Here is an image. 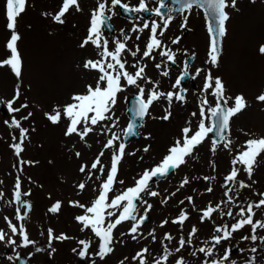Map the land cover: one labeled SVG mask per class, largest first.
Returning a JSON list of instances; mask_svg holds the SVG:
<instances>
[{"label": "snow or ice", "instance_id": "1", "mask_svg": "<svg viewBox=\"0 0 264 264\" xmlns=\"http://www.w3.org/2000/svg\"><path fill=\"white\" fill-rule=\"evenodd\" d=\"M237 0H171V6L165 0H137L132 4L130 0H96V6L89 15V26L87 34L82 39L79 47L84 49L93 47L97 52V59H87L83 62V68L96 73L94 84H87L81 93L73 94L71 101L64 105L54 106L50 111L43 112V117L53 126L64 127L63 135L67 138L73 136L78 138L80 143L88 145L91 135H106L108 138L102 143L98 153L90 162L78 165V172L87 177L86 181H77L75 189L77 193H83L91 189L93 198L88 203H81L80 200H68L69 207L82 210V214L73 217L74 222L79 226L78 231L85 234L86 238H77L66 233L57 234L52 227L40 233L46 236L47 254L51 258L56 252L53 246L55 242L63 243L68 240H76L78 247H73L72 252L84 262V264H96L97 257L103 261L114 252L117 243H126L124 237H130L133 242L139 243L141 240H148L151 243L157 242L156 228H152L145 233L142 231L145 222L149 219L148 214L153 209V204L148 198L160 197L161 193L153 189L154 183H159L160 179H165L170 173L175 172L188 163L195 156L196 149L210 140L209 151L216 153L219 147L233 153L230 160V168L223 176L219 187L223 190L221 199L218 202L209 201L203 207H198L194 196L188 195L178 201L179 205L187 202L191 206L190 210L180 207L178 215L169 219H162L157 225L163 229L169 223L179 228L177 236L170 232H164L159 239L161 251L158 256L153 255L147 245L142 246L130 258L125 256L119 264H188L185 259V252L189 249L190 255L195 258L196 264H236L231 260L232 246L224 248L222 255H217L219 248L225 242L234 239V234L241 232L246 227L250 228V234L242 235L241 242L250 241L252 245L257 242L264 246V235H259V230H264V219H255L257 209L264 211V192H254L258 197L256 201L245 203L241 199L242 190H252L257 182L253 179L255 167L258 165V157L264 154V136L255 138L250 133H244L251 138L246 139L241 146L233 144L230 138V121L233 117L247 108V102L242 95L229 97L226 95L225 85L218 76H213L211 69L218 67L221 55V40L226 35V22L230 19L228 9H235ZM27 0H4L3 12L6 18V28L10 33L4 48L5 55L0 58V68L7 67L17 79L14 87V94L11 98L0 97V105L6 107L10 119L4 121L7 128L14 130L9 145L14 154L19 158L23 153L25 141L29 139V128L23 126V122L28 121L33 112L27 111L30 107L27 100L21 101L22 97V59L18 50V41L21 39L18 34V18L26 11ZM117 9L125 14H131L134 21L130 31L119 30V35L109 40L104 34V27L110 31H115L110 21L118 15ZM80 12L82 8L79 0H60L55 12H45L43 15L51 19L55 24H64L67 15L72 11ZM193 10H198L204 15L206 30L209 37V47L206 64L208 71L197 68L195 74L191 76L196 79L203 74V85L201 93L204 98L199 101V112L191 115H198V124L185 126L180 129V135L168 147L167 153L162 159L151 166L144 168L142 172L133 178L130 186L118 188L117 185H124L125 181L119 179L121 162L125 155L134 156L135 152H126L127 144L123 137L137 135L135 131L138 125L135 121H142L150 115V108L158 101H166L168 107L164 115L159 119L168 121L172 115L170 108L174 101L185 102L186 89L180 87L181 81L189 75V65L187 61L176 78L171 88L177 91L164 92L159 90L160 82L154 81L147 74L148 61L155 62L157 57L161 58L159 63H154L156 69L165 70L160 74L167 77V64L176 63L177 51L169 47L165 42L166 33L170 25L177 16L181 18L180 28L187 30L188 20ZM150 13L158 19L144 20L140 15ZM147 31L143 49L139 44L129 47V41L141 39V34ZM180 36L171 38V45H178ZM111 46V47H110ZM260 54L264 55V45L259 48ZM128 57L132 58L130 63ZM129 67L132 69L129 71ZM150 85V87H146ZM128 88H135V103L131 109L133 120L122 129L123 137L113 131L118 126V118L115 117V106L119 95ZM209 97L215 101L211 104ZM127 100L128 98L125 97ZM257 101L264 103V92L257 96ZM231 102V106L230 105ZM18 105V106H17ZM20 115L21 113H25ZM19 116V118H17ZM35 129H31L34 131ZM212 134L216 139H212ZM147 138V137H145ZM144 152L149 148L145 147ZM106 153H110V163L103 162ZM77 159L82 158V153H74ZM143 160V157L140 158ZM36 162L23 161L21 164H33ZM212 171L216 172L215 161L211 162ZM247 176L250 183L240 179L241 174ZM159 178V179H157ZM192 179H202L206 182L205 193L211 194L215 190L213 181L217 180V175H205L203 177H184L175 191L163 196L161 205H167L169 200L176 196L181 189H184L192 182ZM91 182L89 184L88 182ZM3 183V181H0ZM195 191V189L193 190ZM199 194V193H197ZM32 195L31 189L25 191L21 177L17 176L12 187L11 199L7 201L10 205H15L13 219L8 215L3 217L5 227H0V244L11 248L15 256L9 255V261H21L22 257L17 249H27L30 246L35 252H43L46 249L37 246V242L30 238L25 221L29 218L32 210L30 200L24 197ZM5 192L0 190V201H3ZM51 199V195H49ZM3 204H0L2 207ZM63 208V201L56 200L48 208L47 213L58 215ZM190 211L198 213L201 225L211 223V235L200 240L199 229L192 225L185 234L186 222L190 220ZM222 223H217L216 217ZM129 223L127 232H117L119 227ZM89 233L91 234L89 237ZM167 241L168 243H165ZM199 244V246H197ZM258 247L252 246L249 251L253 254L258 252ZM245 250L240 249L243 253ZM203 257L201 259L200 257ZM32 252L28 253L31 259ZM245 264H257L255 255L249 256Z\"/></svg>", "mask_w": 264, "mask_h": 264}, {"label": "rangeland", "instance_id": "2", "mask_svg": "<svg viewBox=\"0 0 264 264\" xmlns=\"http://www.w3.org/2000/svg\"><path fill=\"white\" fill-rule=\"evenodd\" d=\"M59 3L60 0L53 4L46 0H27L26 12L18 18L16 28L20 37L22 36L20 48L26 63L25 34L34 30L35 25L39 26L35 23L33 17L40 20L41 26L38 30L42 31L43 34L52 37L51 34L56 35L59 33L63 41L69 39L71 45L75 48L81 36L85 34L86 27L89 24V13L95 8L96 0H79L84 11L76 12L73 10L70 15L66 16V22L62 25L53 23L50 18L43 15L45 12H55ZM3 4L4 0H0V58L4 57L6 51L3 40L10 36L6 28ZM196 12L199 15L198 10H193L192 14ZM228 12L230 19L226 22V35L222 39L219 64L218 67L212 68L211 72L213 76L222 79L226 95L229 97L242 95L247 102V108L230 121V138L234 145L241 146L246 139L251 138L244 133H250L255 138L264 136V103L258 102L256 99L259 94L264 92V55L259 52V48L264 45V0H237L236 8H230ZM192 14L190 16L191 27L193 28L192 34L184 36L182 39L187 44L190 42L189 39L192 40L190 46H193V52L199 56L203 55L206 43L209 44V37L203 19L197 21ZM79 16L82 20L81 28H78ZM114 26L116 31L111 38L118 36L121 28L124 29V20L114 17ZM77 29L80 30L75 32ZM80 49L81 54L78 53L68 65V70L74 75L72 78H74L75 84H71L70 79H68L71 75L65 76L66 79L63 81L70 83L63 87L62 85L58 86L56 82H52L47 87L44 81L35 80L32 75H29L28 68L26 72H23L22 58L21 101L27 100L30 105L27 111L33 112V116L28 121L23 122V126L29 128L30 132L29 139L25 141V150L19 158L14 154L13 149L9 147L13 143L11 136L14 134V130L7 128L4 124V121L10 119V116L7 110L0 112V181H3V183H0V190L5 192L4 200L0 201V204H3L0 207V227H5L3 220L5 215H8L15 222L13 217L15 205H10L7 201L11 199L13 184L16 177L19 176L22 179L23 189L25 191L31 189L32 192L30 197H24V199L30 200L32 204L29 218L25 221L26 227L30 238L37 242V246L45 249L47 245L46 236H41L40 233L46 231L48 227H52L57 234L63 232L72 237L86 238L84 233L78 231L79 226L73 220L75 215L82 214V210L69 207L68 200H80L81 203H88L93 198L94 194L91 189L78 194L74 187L77 181L87 180L86 176L78 172V165L94 159L102 143L108 138L106 135H99L100 130L97 129L96 134L91 135L88 140V145H85L80 143L75 136L65 137L63 135V125L53 126L43 117V112L50 111L54 106H62L70 102L73 94L81 93L85 90L87 84L95 83L96 73L90 71V74L89 70L84 69L83 62L87 59H96L97 52L93 47ZM244 59L247 60L245 64L243 63ZM148 76L151 77L152 75L148 74ZM16 84L17 79L10 69L7 67L0 68V96L5 99L11 98ZM202 85L203 74L197 76L193 81V88H190V91L185 95V102H173L170 108L172 115L168 121L159 119L168 107L166 101H158L150 108V115L145 117L143 126L139 129V138L125 142L127 144L126 152H135L136 154L134 156L125 155L121 162L119 179L124 180L125 184L122 186L117 185L118 188L130 186L133 183V178L137 177L144 168H150L158 163L167 153L168 147L180 135L181 128L189 125L195 128L199 122L198 115L193 117L191 114L193 112L198 114L199 112V101L204 98V94L201 93ZM146 87H150V85ZM167 89L168 82L161 81L159 90L168 92ZM136 91L135 88H128L119 95L115 106V117L118 118V126L113 131H116L122 137V129L126 127L128 122L125 97L136 94ZM209 100L214 105L215 101L212 97H209ZM229 106H231V102ZM177 108L180 110L175 112ZM24 114L26 112L20 115ZM174 123H177L176 129L167 131V127ZM33 128L35 130L31 131ZM52 142H54V145ZM145 147L149 148L147 153L143 151ZM209 147L210 140L196 149L195 156L186 165L170 173L165 179L159 180V183L153 184V189L159 191L161 196L148 198L149 202L153 204V209L150 212L151 220L144 225L142 231L146 235L149 230L156 228L157 242L151 243L149 238L137 243L126 236L123 238L126 243H117L114 252L103 261L97 257H92L96 260V264H108L107 261L109 260L112 261L110 264H119V261L125 256L130 258L140 247L145 245L149 247L153 255L158 256L161 251L159 239L163 237V233L170 232L173 236H177L179 233V228L171 223L163 229L158 228L159 222L164 218L171 219L177 216L180 207L189 210L191 208L187 202L184 205H179V200L192 195L197 206L203 207L209 201L218 202L221 199L223 190L219 187V183L222 182L223 176L230 168V160L234 152L229 153L219 147L216 153H212L209 151ZM76 151L82 153L81 159L75 157L74 153ZM141 157H143V160L140 159ZM21 160L36 163L21 164ZM212 161L216 163V172L212 171ZM258 161L259 163L253 173V179L257 183L253 185L252 190H242L241 192V199L245 203L258 199L254 192H264V154L258 157ZM62 162L65 164H62ZM103 162L110 163V153H106ZM209 174L217 175V180L212 182L215 186L213 193H205V187L207 186L205 181L192 179V182L172 197L167 205H161V198L175 191L184 177L195 178ZM240 179L250 183L244 173L241 174ZM88 183L91 184L90 181ZM194 189L195 191H193ZM49 195H51V199H49ZM56 200L63 201L61 213L58 215L48 214L47 208ZM256 212L255 219H264V211L257 209ZM190 217V220L186 222L185 234L192 225H196L199 229L200 240L207 239L211 235V223L201 225L196 212L190 211ZM216 221L217 223L223 222L218 216ZM129 226V223H125L119 227L118 239L119 232H127ZM248 234H250V228L248 227L235 233L234 239L225 242L223 247L219 248L217 255H222L224 248L229 247L230 244L232 246L231 260H235L236 264H245L246 259L252 255L256 256L257 264H264V246H261L259 242L256 245H252L250 241L241 242L240 237ZM258 234L264 235V230H259ZM90 235L89 233V237ZM165 243L168 242L165 241ZM53 246L56 248V252L51 258L47 254V249L37 253L30 246L27 249H17V251L27 258L28 264H84L72 252L73 247H78L75 239L63 243L55 242ZM235 246L236 248H234ZM252 246L258 247L257 253L253 254L249 251ZM240 249L245 251L241 253ZM190 251L189 249L188 252L184 253L185 259L188 264H196V260L190 255ZM29 252H32L31 259L28 258ZM9 255L15 256V253L11 251V248L0 244V264H16V260L9 261L7 259ZM200 258L203 259L202 256ZM126 264H129V262H126ZM132 264H135V262H132Z\"/></svg>", "mask_w": 264, "mask_h": 264}, {"label": "bare ground", "instance_id": "3", "mask_svg": "<svg viewBox=\"0 0 264 264\" xmlns=\"http://www.w3.org/2000/svg\"><path fill=\"white\" fill-rule=\"evenodd\" d=\"M46 1L53 4L57 0ZM33 18L35 23H37L39 26L35 25L34 30L26 32L25 34L24 43L27 56V63L24 55L22 54V49L20 48L22 36L21 39L18 41V48L22 56L21 59L23 58V72H26V69L28 68V73H30L29 75H32L35 80L44 81L47 87H49L52 82H56L58 83V86L62 85V87L66 84H69L70 82L66 83L63 80L66 79L65 76L70 75L71 76L68 79H70L71 84H75L74 78H72L74 77V75L68 70V65H70L71 61L75 59L78 53L81 54V49L79 47L80 41L77 43V47L75 48L71 45V41L69 39H65L63 41L59 33H57L56 35L51 34L52 37H48L43 34L42 31L38 30L41 26L40 20L36 19L35 17ZM78 18H80L78 28H81L82 20L80 16ZM79 30L77 29L75 32ZM3 42L6 43V39H4ZM246 61L247 60L244 59L243 63L245 64ZM88 72L91 74L90 71ZM179 108L175 109V112H178L180 110ZM176 124L177 123L169 125L167 127V131H174L177 127ZM52 143L54 145V142ZM62 164L65 163L62 162ZM111 262V260L107 261L108 264H110Z\"/></svg>", "mask_w": 264, "mask_h": 264}, {"label": "water", "instance_id": "4", "mask_svg": "<svg viewBox=\"0 0 264 264\" xmlns=\"http://www.w3.org/2000/svg\"><path fill=\"white\" fill-rule=\"evenodd\" d=\"M135 103V97H130L129 100H128V111H129V114H130V121L133 120V117L131 115V109H132V106L133 104ZM138 125L141 124L142 121H135ZM137 132V129L135 130ZM135 137H138V134L137 135H134ZM130 137H125V140L129 139ZM21 264H26L25 263V260L24 258L22 257V260L20 261Z\"/></svg>", "mask_w": 264, "mask_h": 264}, {"label": "flooded vegetation", "instance_id": "5", "mask_svg": "<svg viewBox=\"0 0 264 264\" xmlns=\"http://www.w3.org/2000/svg\"><path fill=\"white\" fill-rule=\"evenodd\" d=\"M185 36H186V34H185ZM189 41L191 42V40L189 39ZM190 42H188V44L187 43H185L184 41H183V39H181V41H180V43L178 44V46L179 47H184V48H191V44H192V42L190 43ZM135 44H138V42L137 41H134L133 43H129V47H133ZM140 47H141V49H143V47H142V45L140 44ZM130 58V60H132V58L131 57H128V59ZM132 62V61H131Z\"/></svg>", "mask_w": 264, "mask_h": 264}]
</instances>
